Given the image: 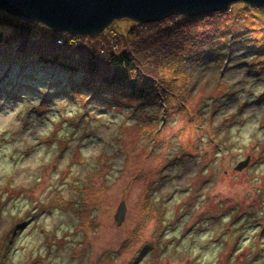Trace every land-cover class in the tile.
<instances>
[{"label":"rangeland","instance_id":"obj_1","mask_svg":"<svg viewBox=\"0 0 264 264\" xmlns=\"http://www.w3.org/2000/svg\"><path fill=\"white\" fill-rule=\"evenodd\" d=\"M226 12L151 105L0 45V264H264V10Z\"/></svg>","mask_w":264,"mask_h":264},{"label":"trees","instance_id":"obj_2","mask_svg":"<svg viewBox=\"0 0 264 264\" xmlns=\"http://www.w3.org/2000/svg\"><path fill=\"white\" fill-rule=\"evenodd\" d=\"M227 10L195 17L170 15L150 23L134 22L125 34L113 39L112 47L119 48L118 51L110 50L106 40H98L105 31L92 36L56 33L40 23L0 10V27L9 30L7 35L0 31V45L16 41L14 51L19 54H33L43 64L68 72L82 71L85 77L101 84L102 91L106 88L132 103L151 105L161 92H167L160 83V70L173 64L186 48L205 41L209 36L207 29L214 31L227 18L228 13H223ZM33 24L48 30L50 38L36 37ZM85 39L90 40L89 45H83Z\"/></svg>","mask_w":264,"mask_h":264},{"label":"water","instance_id":"obj_3","mask_svg":"<svg viewBox=\"0 0 264 264\" xmlns=\"http://www.w3.org/2000/svg\"><path fill=\"white\" fill-rule=\"evenodd\" d=\"M236 3L264 10V0H0V10L14 17L42 24L52 32L92 36L103 33L121 19L136 23L160 21L170 15L195 17L229 9ZM249 157L235 168L242 169ZM125 202L114 220H124Z\"/></svg>","mask_w":264,"mask_h":264}]
</instances>
